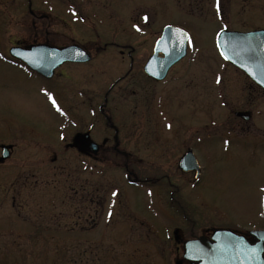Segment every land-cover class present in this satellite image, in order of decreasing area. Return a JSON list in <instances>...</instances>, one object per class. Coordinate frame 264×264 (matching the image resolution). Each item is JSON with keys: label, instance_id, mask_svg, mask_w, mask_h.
Wrapping results in <instances>:
<instances>
[{"label": "rangeland", "instance_id": "obj_1", "mask_svg": "<svg viewBox=\"0 0 264 264\" xmlns=\"http://www.w3.org/2000/svg\"><path fill=\"white\" fill-rule=\"evenodd\" d=\"M129 1L116 0L117 16L111 21V17L105 19L104 14H100L111 24H101L98 34L83 24L74 29L76 37L87 41L100 36L103 40L117 38L121 44L132 39L137 54L144 56L152 53L164 25L186 29L191 34L189 56L172 74L175 79V76L180 77L181 88L171 93L170 101H176L179 96L185 100L172 105L169 109L171 117L182 128V134L191 133L189 122L192 117L197 118V132L203 134L206 128L203 124L208 116L214 123L218 122L216 124L221 123V117L227 113L228 118L234 120L236 108L224 110L218 102H214L213 107L206 103L204 97L210 88L205 81L207 76L211 79L213 74H222L232 84L230 90H241V74L237 67L220 56L216 39L223 29L241 31L242 13L245 9L246 22H250L249 12L253 11L256 0H219V6L218 0ZM139 18L148 24L145 32L132 29ZM112 23L117 29L110 28ZM8 31L13 32L12 29ZM119 52L114 48L98 56L97 62H101L102 69L112 71L114 68L108 64L116 67L114 75L108 77L103 73L98 78L101 87L97 90L102 93L110 80L112 82L126 71ZM78 80L77 75H72L71 80H66L70 88L63 82L65 87H60L55 94L38 78L23 72L8 73L0 68V143L14 147L11 156L0 164V264H135L145 260L156 242L153 220L145 221L143 217L152 219L155 210L145 203L142 191L133 190L124 169L103 167L99 173L92 160L85 165L76 150L65 149L73 134L82 130L90 119L83 114L88 105L83 104L78 89L73 88L78 87ZM190 80L198 82L197 106L190 101L191 92H194L188 87ZM126 86L128 89L135 87L126 78L114 89L118 93L115 101L119 106L117 119L123 125V132L137 122V133H142L145 126L143 107L139 106V112L133 111L132 98L125 99L126 94L120 91ZM160 88L155 93L160 92ZM84 91L87 98L99 99L92 88L87 86ZM158 98L154 99L155 103ZM154 101L151 103V125L156 120L159 125ZM229 105L238 106V103L233 101ZM258 107L256 129L244 132L241 151L237 144L233 145L229 148V157L220 156L210 164L201 186L207 202L190 203L191 175L181 173L176 176L188 202L185 201V211L181 214L161 202L160 208L175 217L163 221V228L173 230L174 225L185 224V212L209 227L239 220L241 228L251 223L264 226V147L253 146L257 139H264V131L257 129H264V98ZM165 115L164 111L161 118ZM215 132L226 130L219 125L215 126ZM147 150L142 149L136 154L151 157ZM54 153L58 155L56 161H53ZM198 154L202 161L207 160L203 150H198ZM159 160L164 159L156 161ZM209 183L214 184V190H208ZM161 212L165 213L164 210ZM39 215H48L51 220L45 221L48 217H44L42 221H36ZM46 224L51 229L40 232L45 230ZM36 229H39L38 234L34 236L32 233Z\"/></svg>", "mask_w": 264, "mask_h": 264}, {"label": "flooded vegetation", "instance_id": "obj_2", "mask_svg": "<svg viewBox=\"0 0 264 264\" xmlns=\"http://www.w3.org/2000/svg\"><path fill=\"white\" fill-rule=\"evenodd\" d=\"M97 2H99V6ZM115 2L116 0H0V68H4V71L8 73L23 72L28 76L38 78L44 81V85L55 94L59 92L60 87H65L63 82L67 88H70L66 80L69 81L72 75H77L79 85L76 81L78 87L73 88L78 89L80 100L83 104L88 105L87 108H84L83 114L89 116L87 119H90L89 122L84 123L82 130H77L73 134L71 140L66 143L65 149L76 150L83 157L85 165L89 160H92L95 170L99 173L103 167L124 169L133 190L142 191L145 203L150 209L155 210L153 216L151 215L152 219L149 216L143 217L145 221L153 220L156 229L152 232L155 234L156 242L154 241L152 251L146 255L145 260L135 264H221L218 259L222 256H217L212 251L217 242L213 238L217 229L231 230L234 234L244 236L249 244L255 246L260 240L254 232L264 230V226L251 223L247 227L241 228V220H239L209 227L202 220L185 212L183 214L185 224L179 223V225H174L173 230H169L163 228L162 222L175 217L169 215L168 212L166 214V210L160 208V204L163 202L175 213H182L183 207L188 201L183 197L181 183L176 180V176L181 173L190 174L192 178L190 203L199 200L208 201L204 192L201 191L203 189L202 182L208 175L207 170H209L210 164L220 156L222 158L229 157V148L233 145L237 144L241 151V138L244 136V132L256 127L255 120L260 113L258 106L264 98V88L242 68L241 70L237 68L238 73L241 74V90L239 92L229 89L232 84L228 81L227 76L213 74L211 79L207 76L204 81L210 91L204 97L207 98L206 103L213 107L214 102H218L219 107L224 110L231 107L236 108L233 111L234 120L231 117L228 118L227 113L221 117V123L216 124L218 122L214 123L213 119L208 116L203 124V126L206 125L203 134L197 132V118L192 117L189 122L191 133L182 134L180 130L182 128L175 124L169 109L173 104L183 103L185 100L179 96L176 101H170L171 93L181 88L180 77L175 76V79L172 74L182 62L187 60L188 52L184 58L168 69L163 78L158 79L146 72V66L153 55L155 43L161 37L162 31L153 44L152 53H147L144 56L137 54L136 45L132 43V39H129L128 43L121 44L117 38L103 40L100 36L96 40L87 41L76 37L77 33L74 29L81 27L80 25L84 24L83 26L88 27L95 34H98L97 31L101 24L110 25L111 23L104 21L100 14H104L105 19L111 17L110 21L115 19L117 16ZM129 2L133 3V0ZM245 11L244 9L241 16L243 19L241 32L264 31V0H256L253 11L249 12L250 22L248 23ZM139 20L135 22L132 29H140L145 32L144 30L148 29V24L143 18H139ZM164 27L165 25L162 30ZM110 28L117 29L116 24L112 23ZM9 29H12L13 32H9ZM131 34L133 35V32ZM146 44L145 41L144 45ZM34 45H48L56 48L78 46L84 49L90 58L87 61L63 62L53 70L51 77H46L11 53L13 48L29 49ZM114 48H118L120 51L121 62L125 64L126 71L119 78L114 77L115 80L112 82L110 80L109 86L102 93L101 90H97L101 87L98 78H101L103 73H107L105 76L108 77L114 75L116 67L112 64L107 65L114 68L113 72L102 69L101 62L98 61V64L97 59L101 52L114 50ZM158 57L162 59L165 58V55L160 52ZM74 68L77 70H73ZM126 78H129L135 87L132 89H128L127 86L122 87L120 91L126 94L125 99L132 98L131 104L134 105V112H139L138 108L142 105V111L145 113L143 122L145 126L142 128V133H137L139 130L137 122L129 125L127 132H123V125H120L117 119L119 106L115 101L118 100V93L114 92V89ZM197 84V80H190L188 86L191 91L194 90L191 92L190 101H193L196 106ZM229 85L231 86L229 87ZM87 86L92 88L96 95H99L98 100L95 97L94 100L92 97H86L84 88ZM158 88L161 89L160 92L155 93ZM157 96L159 98L155 103L154 99ZM152 101L155 104V115L161 122L159 125H157V120L151 125ZM233 101H236L238 106H230V102ZM191 110H193L192 107ZM164 111L166 115L161 118ZM192 115H194L193 112ZM235 119L239 121H235ZM219 125L226 132H215V126ZM257 129L264 131V129L261 130L262 128ZM151 130H153L152 133H150ZM249 142L246 141V143ZM255 144L259 148H263L264 139H257L253 146ZM4 146L9 148V157L14 148L12 145L0 143V164L5 163L9 158L4 157ZM147 147L149 150L151 147L150 153ZM142 149L147 150V155L151 157L138 156L136 152ZM198 150L205 152L208 157L206 161H202ZM189 151L195 154L199 162V170L197 168L190 170L181 168V159ZM57 157L58 155L54 153L53 161H56ZM157 159L164 160L160 162V160L156 161ZM214 189V184L209 183L208 190ZM162 210L165 213L161 212ZM18 215L21 216V214ZM44 217H48L45 221L51 220L48 215H39L35 220L42 221ZM187 223L189 224L187 225ZM34 227L36 226L34 225ZM44 228L45 230L40 232H48V228L51 229V226L46 224ZM38 230L36 229L33 232L35 234L32 233V235H37ZM189 241L192 244L190 259L185 256V244ZM236 250L238 252L233 254V259H238V262H241V247ZM215 259L217 260L215 261Z\"/></svg>", "mask_w": 264, "mask_h": 264}, {"label": "water", "instance_id": "obj_3", "mask_svg": "<svg viewBox=\"0 0 264 264\" xmlns=\"http://www.w3.org/2000/svg\"><path fill=\"white\" fill-rule=\"evenodd\" d=\"M190 39L191 35L186 29L173 25L165 26L161 37L155 43L146 72L155 78H163L173 64L186 56ZM216 45L226 61L240 70L244 69L264 88V31L243 33L223 29L218 33ZM160 52L165 58L158 57ZM11 53L46 77H51L53 70L63 62L87 61L90 58L89 54L78 46L56 48L34 45L29 49L13 48ZM4 151V157H9L8 146H4ZM180 165L185 170H199V162L192 151L183 156ZM254 233L260 240L255 246L249 244L244 236L234 234L231 230L217 229L213 237L217 241L212 248L213 254L222 256L218 259L221 264H264V230ZM240 247L241 262H238V259H233V254H236V248ZM191 249L192 244L189 241L185 244V256L188 259L191 258Z\"/></svg>", "mask_w": 264, "mask_h": 264}, {"label": "snow or ice", "instance_id": "obj_4", "mask_svg": "<svg viewBox=\"0 0 264 264\" xmlns=\"http://www.w3.org/2000/svg\"><path fill=\"white\" fill-rule=\"evenodd\" d=\"M217 6H219V0H218V2H217ZM145 19H147V17H145Z\"/></svg>", "mask_w": 264, "mask_h": 264}]
</instances>
